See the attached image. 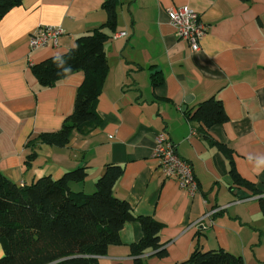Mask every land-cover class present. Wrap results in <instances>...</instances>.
<instances>
[{"label":"crops","instance_id":"obj_1","mask_svg":"<svg viewBox=\"0 0 264 264\" xmlns=\"http://www.w3.org/2000/svg\"><path fill=\"white\" fill-rule=\"evenodd\" d=\"M102 3L21 0L0 18V172L26 185L85 166L84 180L70 188L91 193L105 164L121 165L114 194L134 215L162 224L158 235L166 254L158 257L147 249L138 256L142 264H179L195 244L239 255L244 264H264V217L258 204L264 194V0H117L116 29L104 44L108 70L95 105L98 123L86 135L73 132L61 147L38 141L26 145L61 127L83 78L75 72L40 87L30 65L64 53L79 35L102 24ZM182 5L206 24L195 51L177 38L166 13ZM41 25L60 26L64 33L57 46L31 50L27 36ZM120 31L125 35L112 37ZM150 65L161 72L162 82L155 86ZM210 96L221 101L227 120L205 129L184 111ZM159 131L191 164L198 184L193 193L163 176L153 157ZM204 134L230 149L235 171L256 193L233 182L229 160ZM214 208L218 211L197 222ZM141 235L137 221L126 222L120 242L96 256V264H134L128 245Z\"/></svg>","mask_w":264,"mask_h":264},{"label":"trees","instance_id":"obj_2","mask_svg":"<svg viewBox=\"0 0 264 264\" xmlns=\"http://www.w3.org/2000/svg\"><path fill=\"white\" fill-rule=\"evenodd\" d=\"M20 2L0 0V18ZM116 5L117 0H103L106 18L102 24L79 35L64 53L30 65L40 87H50L75 72H81L83 78L75 90L72 112L64 118L61 127L40 133L28 140L27 146L38 141L61 147L73 132L86 135L98 123L95 105L108 70L104 44L109 32L116 29ZM153 68L148 66L151 86L162 82L161 76L157 78L160 70ZM184 115L205 129L227 120L223 105L215 96L187 108ZM204 135L229 160L233 182L256 193L235 171L230 149ZM33 156L31 152L26 163ZM104 168L91 193L70 188L72 182L84 180L85 166L65 171L57 179L43 176L26 185L16 184L0 172V245L3 249L0 264H96V256L105 254L109 245L120 242L119 231L129 221H137L142 230L140 239L128 245L134 264H142L138 256L147 249L158 257L164 256L166 250L158 235L161 222L152 216L134 215L127 201L114 194V186L123 172L121 165L107 163ZM258 204L264 217V194L258 198ZM179 264L244 263L241 256L224 249L202 250L195 244L187 259Z\"/></svg>","mask_w":264,"mask_h":264},{"label":"built area","instance_id":"obj_3","mask_svg":"<svg viewBox=\"0 0 264 264\" xmlns=\"http://www.w3.org/2000/svg\"><path fill=\"white\" fill-rule=\"evenodd\" d=\"M166 13L177 38L185 40L192 51L198 50L200 39L206 31V24L200 15L187 5L171 6L167 8ZM63 33L64 30L60 26H38L27 36L28 47L31 50L55 47ZM123 35L124 32L115 33L114 37ZM153 157L157 160L165 178H174L178 185L190 194L197 189L191 164L177 154L175 144L163 131L155 135ZM216 211L218 208L204 213L197 222L200 224L204 218L210 217Z\"/></svg>","mask_w":264,"mask_h":264},{"label":"water","instance_id":"obj_4","mask_svg":"<svg viewBox=\"0 0 264 264\" xmlns=\"http://www.w3.org/2000/svg\"><path fill=\"white\" fill-rule=\"evenodd\" d=\"M189 100V98L185 99V101L187 102ZM182 109H185V106H182ZM196 179V178H195Z\"/></svg>","mask_w":264,"mask_h":264},{"label":"bare ground","instance_id":"obj_5","mask_svg":"<svg viewBox=\"0 0 264 264\" xmlns=\"http://www.w3.org/2000/svg\"><path fill=\"white\" fill-rule=\"evenodd\" d=\"M120 32H123V31H120ZM120 32H117V33H120ZM125 33V32H124ZM115 34V33H114ZM124 36V35H123ZM113 37H114V35H113ZM120 37H122V36H120Z\"/></svg>","mask_w":264,"mask_h":264}]
</instances>
